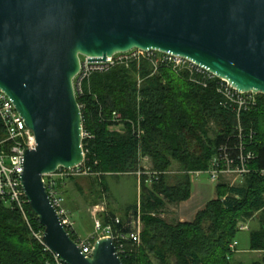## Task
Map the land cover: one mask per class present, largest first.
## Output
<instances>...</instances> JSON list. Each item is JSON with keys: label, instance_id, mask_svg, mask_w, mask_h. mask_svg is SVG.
Wrapping results in <instances>:
<instances>
[{"label": "water", "instance_id": "obj_1", "mask_svg": "<svg viewBox=\"0 0 264 264\" xmlns=\"http://www.w3.org/2000/svg\"><path fill=\"white\" fill-rule=\"evenodd\" d=\"M133 49L186 58L240 92L264 96V0H0V91L32 131L21 186L64 264H122L110 238L86 257L49 201L42 175L84 162L74 88L88 62Z\"/></svg>", "mask_w": 264, "mask_h": 264}, {"label": "trees", "instance_id": "obj_2", "mask_svg": "<svg viewBox=\"0 0 264 264\" xmlns=\"http://www.w3.org/2000/svg\"><path fill=\"white\" fill-rule=\"evenodd\" d=\"M216 87V82L206 88L195 85L167 67L155 70L141 61L93 73L82 82L81 92L75 90L87 135L82 139L83 168L97 176L103 193L109 192L106 176L135 175L141 158L149 159L151 172L161 173L150 185L145 183L146 176L138 179V203L128 205L115 226L126 235L129 215L139 216L143 225L136 247L124 242L119 255L122 264H234L230 245L240 232V220L256 222L249 232V250L263 255L250 264H264L263 97L256 108L239 116L242 128L255 132L250 148L256 155L250 164L252 172L239 185L217 184L218 196L192 222L169 224L160 217L168 204L187 201L191 190L189 175L169 185L165 171L173 163L181 172L205 171L218 148L235 141L237 116L220 105ZM112 111L127 121L113 122ZM138 115L142 118L139 138L133 126ZM64 186L60 188L65 200ZM26 210L34 227L42 229L29 206ZM114 217L110 212L99 219L106 225ZM67 231L75 241L74 231ZM49 258L21 216L0 201V264H45Z\"/></svg>", "mask_w": 264, "mask_h": 264}, {"label": "built area", "instance_id": "obj_3", "mask_svg": "<svg viewBox=\"0 0 264 264\" xmlns=\"http://www.w3.org/2000/svg\"><path fill=\"white\" fill-rule=\"evenodd\" d=\"M141 61L149 62L155 70L160 67H167L175 73L184 75L191 83L204 88L210 82H216V92L221 98L220 105L224 109L233 111L237 116L234 143L232 145H221L216 155L211 159L207 170L186 172L187 175L193 178L201 174H207L211 182L219 184L224 180H239L241 182L246 175L250 174L252 172L250 164L256 159L254 151L250 149L253 145L255 132L252 129L244 130L240 124L239 116L242 111H249L256 108L260 97H263L262 99L264 101L262 94L237 91L226 80L218 78L215 74L199 67L186 58L160 53L158 51H141L138 49L114 54L112 57L106 58L105 62H88L84 58L83 61H80V70L75 77L77 81L76 89L81 92L82 82L88 79L93 73H104L118 65L129 66L131 63H139ZM110 119L116 123L127 121L117 111L111 112ZM141 120V116L138 115L137 123H133V126H135V134L138 138L141 135ZM83 137H87V135L83 133ZM35 146L36 142L32 131L25 126L24 121L15 110L12 102L0 91V201L7 208L17 212L21 216L30 236L42 247L45 253L49 254L50 258L45 264H64L45 245L42 240L44 229L40 225L42 229H36L34 227L32 219H30L26 210L28 203L24 196L20 179L23 173L22 163L25 151L34 149ZM80 172L83 174L88 173L83 168V163L75 168H58L52 174L42 175V183L49 201L66 230H72V223L67 218L64 197L60 186H64L67 180L78 176ZM160 174L143 169L135 173L139 178L146 176L145 183L147 185L152 183V178ZM261 174H264V171H261ZM233 182L231 181L229 186H236ZM103 210V208L100 209L102 212ZM95 213L93 212L95 217L93 234L85 239L76 238L74 241L86 257L91 256L95 241L102 238L112 239L118 256L124 252L126 247L124 242H129L133 248L139 244L140 233L135 229L136 224L140 221L139 216L129 215L126 224L130 230L124 235L115 228L121 222L119 217L111 218L106 225H102ZM237 226L239 231L248 230V227L244 224ZM236 246L237 243L233 242L230 245V250L235 252Z\"/></svg>", "mask_w": 264, "mask_h": 264}, {"label": "rangeland", "instance_id": "obj_4", "mask_svg": "<svg viewBox=\"0 0 264 264\" xmlns=\"http://www.w3.org/2000/svg\"><path fill=\"white\" fill-rule=\"evenodd\" d=\"M80 61L84 57L79 56ZM76 78L74 79V87L76 89ZM75 91V92H76ZM215 128H212L211 137ZM150 161L147 158H141L139 165L145 171H151ZM167 183L174 185L177 177L187 174L178 170L175 163L169 170L165 171ZM73 181L65 182V200L64 206L69 222L72 223V230L77 238L85 239L94 232V215L97 218L101 214L114 213L117 217H121L128 205L135 204L139 197V177L136 175H119L106 176V183L109 187V192L103 193L96 175L80 174L73 178ZM231 181L224 180L219 184L230 187ZM239 185V180L233 182ZM216 183L211 182L207 174H201L197 177L191 178L190 198L187 201L177 204H168L160 217L169 224L177 222H192L196 214L201 211L207 202L218 196ZM100 197V199H97ZM104 209L103 212L100 209ZM97 209V210H95ZM139 218V217H138ZM140 219V218H139ZM137 223V222H136ZM244 224L248 230L240 231L235 239L237 246L235 247V254L233 257L234 264H250L254 261L261 260V252H252L249 250V232L255 227L254 220L242 221L238 225ZM139 233L143 229L141 221L136 224L135 228ZM70 230V229H69ZM68 232V231H67ZM238 252V253H237ZM237 255V258H235Z\"/></svg>", "mask_w": 264, "mask_h": 264}, {"label": "crops", "instance_id": "obj_5", "mask_svg": "<svg viewBox=\"0 0 264 264\" xmlns=\"http://www.w3.org/2000/svg\"><path fill=\"white\" fill-rule=\"evenodd\" d=\"M151 165V164H150ZM151 170V169H150ZM137 181H138V179H137ZM138 186H139V181H138ZM139 198V197H138ZM213 199H215V198H213ZM213 199H211V200H213ZM210 201V200H209ZM137 203H138V200H137ZM187 222H190V221H187ZM238 253V252H237ZM235 258H237V255H235Z\"/></svg>", "mask_w": 264, "mask_h": 264}]
</instances>
